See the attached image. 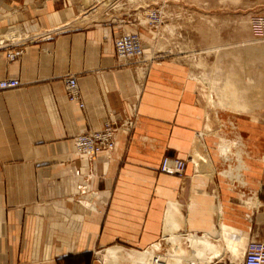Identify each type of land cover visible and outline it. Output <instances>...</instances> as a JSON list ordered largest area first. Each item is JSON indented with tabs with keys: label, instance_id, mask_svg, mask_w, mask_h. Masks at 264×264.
<instances>
[{
	"label": "crops",
	"instance_id": "1",
	"mask_svg": "<svg viewBox=\"0 0 264 264\" xmlns=\"http://www.w3.org/2000/svg\"><path fill=\"white\" fill-rule=\"evenodd\" d=\"M79 3L0 0V79L20 81L0 91V264H105L107 247L144 250L159 240L164 247L171 245L164 234L182 229L217 238L226 251L211 264H234L231 247L264 238V147L230 144L221 154L217 139L200 133L208 119L197 85L202 71L222 72L216 132L243 141L247 133L229 124L238 114L230 90L264 79L256 77L260 59L241 49L243 29L229 35L240 18L181 16L172 21L179 30L192 24L193 34L198 23L220 20L228 34L222 27L214 43L207 26L200 42L179 35L169 47L143 45L145 61L122 64L115 26ZM18 47L22 54L9 60ZM67 74L77 76L83 107L66 96ZM114 117L132 126L117 131L111 153L89 163L75 152V135ZM163 156L186 159L183 174L160 172ZM79 183L88 189L80 202Z\"/></svg>",
	"mask_w": 264,
	"mask_h": 264
},
{
	"label": "rangeland",
	"instance_id": "2",
	"mask_svg": "<svg viewBox=\"0 0 264 264\" xmlns=\"http://www.w3.org/2000/svg\"><path fill=\"white\" fill-rule=\"evenodd\" d=\"M79 7L81 10H84L86 14H92L95 18H102L104 21L108 22L111 26H115L117 29V34L127 31H137L142 39L143 45H160L165 44L168 47L177 39L179 35L183 38L193 37L197 41H201L200 32H213L214 43L217 42L221 37L222 27H226L220 20L211 26L208 24L198 23L199 31L191 34L190 28L194 25L190 24H181L180 30L177 29L179 25H176L172 21L178 19L181 16L188 15H198V16H230L234 17L233 19L240 18V23L229 24V35L231 39L237 35L235 29L239 31H244L245 41L241 49H244L245 53L249 56L251 61H257L260 59L261 67L259 69V75L256 72L257 78L264 79V38H257L254 35L251 28V19L254 17L264 16V0H79ZM162 6L164 12V21L158 27L152 26L147 20V12L151 7ZM232 21V20H231ZM168 25V28H165ZM208 26V30L202 31ZM224 27V30H225ZM176 28V30H174ZM165 29V30H164ZM194 32V30H193ZM199 32V33H198ZM224 35L227 36V28L223 31ZM181 33V34H179ZM162 35V36H161ZM161 36V38H160ZM156 37V39H155ZM161 39V43H157ZM166 42V43H165ZM220 42V41H219ZM231 42H234L231 40ZM171 43V44H169ZM155 46V45H154ZM154 48H157L156 46ZM165 48V47H164ZM161 50H165V49ZM220 48L219 45H214L212 49ZM238 49V48H237ZM167 50V47H166ZM149 54V53H148ZM253 63V62H251ZM249 63L250 65H253ZM219 68V67H217ZM200 74V73H198ZM232 75V72L229 74ZM246 75L253 77V72H247ZM200 78V79H199ZM198 78L199 82L197 85V92L200 97H203L205 101V107L207 111V128L205 127L200 133L208 136H213L217 139V144H221L222 147L226 150L227 146L230 144H256L264 147V80L261 82L260 87L247 88L238 91L230 90V98L234 96L235 103L230 102L229 106L233 112L238 113L237 116L229 118V124L231 127L243 129L247 133V137L243 138V141L229 140L224 137V141H220V134L216 132L218 127L219 116L217 115L218 109L225 108L221 101V93L227 88L224 87L222 83V72L215 71H202L200 77ZM202 80V81H201ZM205 82L207 84H205ZM253 82V81H250ZM206 94L210 95V100H207ZM249 100L259 101L256 103H249ZM239 115V116H238ZM244 117V118H242ZM261 139V141L259 140ZM196 144H200V139L196 140ZM195 144V146H196ZM246 154H249L248 152ZM264 154V153H263ZM202 158H205L203 156ZM206 159V158H205ZM193 160V159H192ZM262 160H264V155H262ZM195 161V162H194ZM197 160H193L194 166L198 170ZM165 236L172 237L176 236L182 248L191 252V245L189 244L187 231L182 229L181 232ZM202 236L203 233L198 234ZM169 240V239H168ZM202 242V241H201ZM199 241L198 249L200 250L201 259L206 255H210V251L206 249ZM209 242L215 246L218 251L222 249V256H224V251L226 249L222 247L221 243L218 240L209 238ZM170 244V243H169ZM168 244V245H169ZM167 244L166 247H170ZM166 247H163L165 251ZM221 249H220V248ZM243 251L244 248L240 247ZM125 250L131 251H140L136 249H127L120 246H110L105 248L101 254L100 259L105 264H136L138 260L129 258ZM158 253V256L163 257V251ZM219 253V252H218ZM234 251L233 247L229 249L228 257H232ZM241 256V255H240ZM195 259L196 257L192 255ZM136 260V261H135ZM136 262V263H135ZM156 264H165V262H158Z\"/></svg>",
	"mask_w": 264,
	"mask_h": 264
},
{
	"label": "built area",
	"instance_id": "3",
	"mask_svg": "<svg viewBox=\"0 0 264 264\" xmlns=\"http://www.w3.org/2000/svg\"><path fill=\"white\" fill-rule=\"evenodd\" d=\"M147 20L149 23L158 27L164 21V12L162 6L151 7L147 12ZM251 28L257 37H264V16L254 17L251 19ZM114 54L116 59L122 64L139 63L145 61V53L143 51V42L137 31H127L118 33L113 41ZM23 52V49L18 47L7 51V58L14 60ZM64 89L69 101L77 102L80 107L84 106L81 101V95L75 74H67L63 77ZM20 81L15 77L1 78L0 91L14 89L19 87ZM132 126V121L125 119L122 123L118 122L117 118H108L98 129H89L86 132L79 133L73 137V146L77 154L86 159L89 163L93 162L97 154L104 152L111 153L116 144V133L124 127L129 130ZM186 166V159L179 157L163 156L159 165V171L167 174L182 175ZM75 175H80L79 170L74 171ZM91 176L89 173L88 178ZM79 197L77 200H82V195L86 193L87 185L79 183L77 186ZM94 192H91L93 195ZM158 253L161 252L163 245L159 240ZM147 249V248H146ZM156 259V258H155ZM162 260V259H161ZM157 260L156 263L162 262ZM155 263V264H156ZM240 264H264V238L251 239L248 241L241 259Z\"/></svg>",
	"mask_w": 264,
	"mask_h": 264
},
{
	"label": "bare ground",
	"instance_id": "4",
	"mask_svg": "<svg viewBox=\"0 0 264 264\" xmlns=\"http://www.w3.org/2000/svg\"><path fill=\"white\" fill-rule=\"evenodd\" d=\"M12 36H9V37H12ZM257 38H264V37H257ZM206 96H207V100H210V95L206 94ZM205 127L207 128V126H205ZM219 138H220V141H224V137L222 135H220ZM218 146L221 150L220 153L223 155H226L227 152H225V149L222 147V145L218 144ZM204 159L205 158H202V160H204ZM196 165L198 166L199 163H197ZM175 235L177 236V234H175ZM176 236H172L170 238L166 237L167 240L169 239V241H171V245L169 244L170 245L169 248L166 247V249L168 248L166 251L164 249H162V250H164L163 251V254H164L163 257L158 256V252L156 251L158 249V242L152 244L150 247H148L147 249H144V250H140V251L125 250V252L128 256V259L129 258H131V259L135 258L138 260V263L135 262L136 264H155L157 260L159 261L161 259H162L161 261H164L165 264H211L214 259H218V258L220 259L223 257L222 252H221L222 249L219 247L221 249V251H218L216 249L217 247L215 248V246L209 242V238H212L215 240H217V238L212 237L209 233H206L205 231L203 232L202 236H199L197 233H194V232H187V236H188L187 238L190 242L189 244L192 247L191 252H187L182 248L180 242L177 239H175ZM224 236H225V232H224ZM219 238L222 239V236L219 235ZM199 241L200 242L202 241L201 244L206 249H208L210 251V255L204 256L203 259H201L200 255H199L200 254L199 253L200 250L198 249V247H199L198 244H200ZM233 251H234V253H233L232 257H230V259L232 261H235V262L238 261L237 263L233 262L234 264H238V263L240 264L244 250L242 251L240 249V247L235 245V246H233ZM192 255H194L196 258L194 259L192 257Z\"/></svg>",
	"mask_w": 264,
	"mask_h": 264
},
{
	"label": "water",
	"instance_id": "5",
	"mask_svg": "<svg viewBox=\"0 0 264 264\" xmlns=\"http://www.w3.org/2000/svg\"><path fill=\"white\" fill-rule=\"evenodd\" d=\"M206 126H208V125L206 124ZM208 128H209V126H208Z\"/></svg>",
	"mask_w": 264,
	"mask_h": 264
}]
</instances>
